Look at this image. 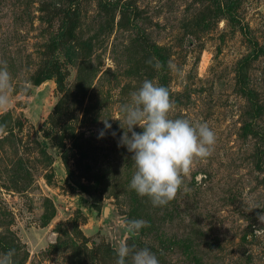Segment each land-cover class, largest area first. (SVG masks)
Returning a JSON list of instances; mask_svg holds the SVG:
<instances>
[{"label":"rangeland","instance_id":"rangeland-1","mask_svg":"<svg viewBox=\"0 0 264 264\" xmlns=\"http://www.w3.org/2000/svg\"><path fill=\"white\" fill-rule=\"evenodd\" d=\"M3 62L0 254L115 264L125 241L160 264H264V209L246 211L264 208V0H0ZM145 79L169 89L170 118L216 135L165 207L130 188L118 147L115 119ZM134 219L147 226L129 234Z\"/></svg>","mask_w":264,"mask_h":264},{"label":"clouds","instance_id":"clouds-1","mask_svg":"<svg viewBox=\"0 0 264 264\" xmlns=\"http://www.w3.org/2000/svg\"><path fill=\"white\" fill-rule=\"evenodd\" d=\"M147 64L160 70L163 65L155 57ZM171 68H175L170 64ZM12 76L6 62L0 64V108L10 103ZM130 102L121 105L123 130L118 147H125L131 153L132 166L135 169L130 180V188L139 196L147 197L153 207H165L173 201L178 191L186 189L184 178L191 172L196 159L211 155L216 143V135L207 123L193 124L186 118L172 119L169 113L174 108L168 88L145 79L142 85L130 93ZM109 120L102 119L104 129L99 131L103 138L107 130L112 129ZM139 127L142 132L135 129ZM115 137L116 132H112ZM264 209L260 205L246 208ZM257 219L264 224V212L257 213ZM147 226L144 220H129L126 230L129 234H138ZM255 235H264V227L257 228ZM115 264H160L157 255L150 248L137 249L121 241L114 248ZM15 249L0 254V264H14Z\"/></svg>","mask_w":264,"mask_h":264}]
</instances>
